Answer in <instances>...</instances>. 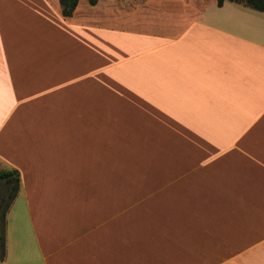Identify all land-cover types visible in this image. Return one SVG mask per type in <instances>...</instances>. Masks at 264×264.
Here are the masks:
<instances>
[{"label":"crops","instance_id":"obj_1","mask_svg":"<svg viewBox=\"0 0 264 264\" xmlns=\"http://www.w3.org/2000/svg\"><path fill=\"white\" fill-rule=\"evenodd\" d=\"M119 1L0 0V264H264V13Z\"/></svg>","mask_w":264,"mask_h":264},{"label":"rangeland","instance_id":"obj_2","mask_svg":"<svg viewBox=\"0 0 264 264\" xmlns=\"http://www.w3.org/2000/svg\"><path fill=\"white\" fill-rule=\"evenodd\" d=\"M192 1L193 0H152V2L151 1L149 2H151L150 5H152V8L153 7L158 8V6H161V8L164 9L180 11L182 8H185V6ZM145 3L147 5V0H144L143 3L141 2L139 4L143 6ZM98 4L100 5L99 8L91 7L87 3V0H79L77 8L73 11V13L70 16L71 19L79 23H86V24L100 23L104 25H110L115 20H118L116 21L117 23L128 21V17H130L129 13L133 11L132 10L133 8L122 5V3L119 0H116V3H113L112 5H108L109 2H107V0H98ZM146 5L144 6L146 7ZM102 16L105 17L102 18ZM119 17L120 19H116ZM2 190L3 192L4 191L8 192V190L10 189L9 187L0 186V191ZM7 196L8 193L0 195V197L4 199H6ZM1 230L2 227L0 225V235H1Z\"/></svg>","mask_w":264,"mask_h":264},{"label":"trees","instance_id":"obj_3","mask_svg":"<svg viewBox=\"0 0 264 264\" xmlns=\"http://www.w3.org/2000/svg\"><path fill=\"white\" fill-rule=\"evenodd\" d=\"M62 7L61 14L65 18H69L73 11L77 8L79 0H58ZM225 1L242 4L243 6L264 13V0H217L218 6H221ZM90 6H94L97 0H87ZM0 186L9 187L8 192L0 191L1 194L8 193L6 199L0 197V225L2 227L0 235V262L5 258V243H4V229H5V214L15 199L19 190V179L17 172H0ZM11 187V188H10Z\"/></svg>","mask_w":264,"mask_h":264}]
</instances>
